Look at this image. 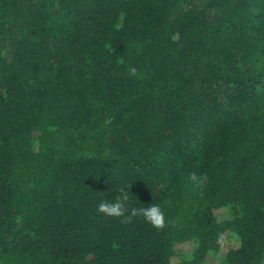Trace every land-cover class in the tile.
Instances as JSON below:
<instances>
[{
  "label": "trees",
  "instance_id": "obj_1",
  "mask_svg": "<svg viewBox=\"0 0 264 264\" xmlns=\"http://www.w3.org/2000/svg\"><path fill=\"white\" fill-rule=\"evenodd\" d=\"M0 264H264V0H0Z\"/></svg>",
  "mask_w": 264,
  "mask_h": 264
},
{
  "label": "clouds",
  "instance_id": "obj_2",
  "mask_svg": "<svg viewBox=\"0 0 264 264\" xmlns=\"http://www.w3.org/2000/svg\"><path fill=\"white\" fill-rule=\"evenodd\" d=\"M129 74L136 75L137 69L134 66L130 67ZM189 178L192 181L200 180L195 172L191 173ZM127 200L128 196L126 194L122 197L117 196L113 201L102 200L97 206V211L109 217H122V223H131L133 218L142 216L157 229H163L167 226L165 212L159 204H150L148 207H133L129 209Z\"/></svg>",
  "mask_w": 264,
  "mask_h": 264
},
{
  "label": "rangeland",
  "instance_id": "obj_3",
  "mask_svg": "<svg viewBox=\"0 0 264 264\" xmlns=\"http://www.w3.org/2000/svg\"><path fill=\"white\" fill-rule=\"evenodd\" d=\"M190 249V246H189V244H186V246H185V250H189Z\"/></svg>",
  "mask_w": 264,
  "mask_h": 264
}]
</instances>
